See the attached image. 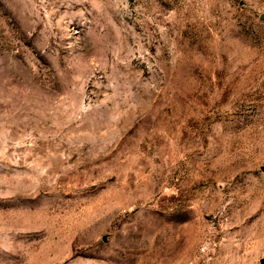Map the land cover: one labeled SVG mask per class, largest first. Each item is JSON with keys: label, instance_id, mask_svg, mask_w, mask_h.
Here are the masks:
<instances>
[{"label": "rangeland", "instance_id": "1", "mask_svg": "<svg viewBox=\"0 0 264 264\" xmlns=\"http://www.w3.org/2000/svg\"><path fill=\"white\" fill-rule=\"evenodd\" d=\"M0 264H264V0H0Z\"/></svg>", "mask_w": 264, "mask_h": 264}]
</instances>
